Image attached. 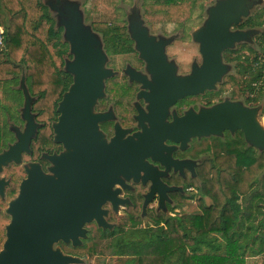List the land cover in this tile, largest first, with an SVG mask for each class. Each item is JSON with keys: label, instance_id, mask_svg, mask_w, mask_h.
<instances>
[{"label": "water", "instance_id": "95a60500", "mask_svg": "<svg viewBox=\"0 0 264 264\" xmlns=\"http://www.w3.org/2000/svg\"><path fill=\"white\" fill-rule=\"evenodd\" d=\"M236 1H220L209 11L204 28L196 35L202 64L200 70H193L190 76L176 78L173 71L165 70L162 48L155 51L137 48L142 59L147 62L155 59L162 67L156 72L161 78L150 88L151 94L141 92L138 96L150 102L149 114L139 111L137 120L141 132L125 138L127 131L117 127L116 135L109 143L98 128V123L106 117L93 111L104 95V81L111 75L105 69L106 58L98 34L93 33L91 26L89 30L83 27L78 12L68 9L64 14L59 11L64 40L72 55L65 67L73 77L72 84L58 103L59 117L53 125L54 141L61 144L64 151L50 158L53 164L50 175H44L36 168L29 170L18 195L9 203L10 222L0 250V264H82L79 258L64 255L54 245L62 242L80 247L86 238L84 227L92 222L102 230H112L113 226L106 220L108 211L102 207L110 203L117 213L118 207L125 204L126 201L117 196L120 191H113L115 185L126 188L124 181L152 180L151 194H159L158 207L164 208L163 195L175 191V188L155 185V179L161 174L145 161L152 157L166 168L181 169L183 162L172 161L169 157L172 148L165 146L166 141L186 147L194 137L239 130L250 147L264 151V130L256 122L254 111L236 103L202 109L198 113L188 112L175 118L171 124L164 122L166 109L177 99L215 87L225 72L222 52L232 48L242 39L241 36L246 39L245 33L229 31L231 25L245 15L243 8L236 11ZM141 35L146 36L145 33ZM129 73L131 80L141 81L146 87L144 78ZM23 94L25 104L21 117L25 129L19 141L0 155V168L27 151L30 139L35 137L38 125L31 114L33 103H30L26 91ZM145 122L150 128L144 125ZM164 151L168 156L163 155ZM148 200L146 198L143 211Z\"/></svg>", "mask_w": 264, "mask_h": 264}, {"label": "trees", "instance_id": "16d2710c", "mask_svg": "<svg viewBox=\"0 0 264 264\" xmlns=\"http://www.w3.org/2000/svg\"><path fill=\"white\" fill-rule=\"evenodd\" d=\"M1 1L9 19L5 24L0 17V85L15 82L23 69L32 95H38L32 111L39 112V116L49 115L67 87L58 72L63 64L58 58L65 54V48L59 36L51 32L48 11L41 0ZM106 1L92 0L91 27L95 32L103 30L109 45L122 32L109 26L114 16L102 7ZM188 1L155 0L153 8L175 19ZM256 24L253 18L245 23L249 27ZM244 50L241 45L238 52ZM259 63L261 70L251 85L257 88V81L263 77L259 87L264 88V54ZM238 81L239 77L230 78L228 88ZM54 84L58 95L49 105ZM110 91L123 106L131 96V90L125 88ZM43 122L48 129V121ZM220 147L223 154L202 161L198 182L192 186L199 192L200 214L170 217L151 212V225L140 228V203L133 202L123 216L128 228L91 232L85 246L68 248L67 253L77 252L89 261L97 258L99 264H107V257L125 259L123 264H245L247 256L264 255V151L258 155L252 147L242 148L236 140ZM203 199L211 204L204 205Z\"/></svg>", "mask_w": 264, "mask_h": 264}, {"label": "flooded vegetation", "instance_id": "af4514ba", "mask_svg": "<svg viewBox=\"0 0 264 264\" xmlns=\"http://www.w3.org/2000/svg\"><path fill=\"white\" fill-rule=\"evenodd\" d=\"M246 21L237 25L236 27H231L232 31L236 30L247 32L246 41L238 44L234 51V55H243V58H245L246 61L252 63L254 59L259 61L261 59L260 56L262 57L264 54V38L259 40L260 44L258 43L256 46H254V36H249V31L256 28L258 23L255 26L249 27L245 25ZM109 26L115 31L122 32V35H115L114 42L108 45L104 31L100 30L96 32L98 34L102 49L108 48L110 50L111 58L110 61L107 62L106 68H110L112 72L115 73L112 77L105 81L104 91L106 94L108 93L110 95L112 100H115L113 103V113L118 121L114 122L109 120L110 118L114 117V115L109 113L106 105L107 101L103 97L98 100L96 107L98 111L96 114L106 117V120L98 123V128L100 133L104 136L103 139L107 143H109L111 139L115 137L117 127L125 131L130 129V132L125 133V138L132 137L134 134L141 132V128L139 127V122L137 120L139 111L146 115L149 114L148 107H150V102L138 96L141 92L151 94L150 88L156 86V81L161 78V75L159 76V73L156 74V72L161 71L162 67L158 66L155 59L150 58L151 60H149V62L142 59L137 48L141 47L153 51L163 48L160 45V43H162L160 39L162 38L155 35L154 33H151V27L150 29L148 28L146 30L143 28L131 29L137 32V39L133 40L131 35L128 33V28L126 25L119 24L114 19V21L110 23ZM141 33H145L146 36H142ZM178 39L173 41L172 44L167 45L165 49L163 48L164 60L166 63V68L164 67V69H170L173 71L176 78H184L190 76L193 70H200L202 57L200 54V44L196 40L197 54L188 64L189 71L186 74H178V58L176 56L174 57L176 53L169 55V49L175 46L176 42H178ZM241 45L245 46V50L243 52H238V49ZM225 52H228V50ZM114 58L120 59L121 65L116 64L114 62ZM257 65H259V62ZM125 72L127 73L125 74ZM129 72H133L139 77L144 78V82L147 84L146 87H144V83L141 81L134 79L131 80ZM238 77L239 76L237 75L227 73L221 77L222 81L217 86L216 91L209 92L208 90H205L203 93L186 95L181 99H177L173 105L166 109L164 122L166 124H171L175 118L184 116L186 111L198 113L203 108L214 107L225 103L228 104V102L224 101L217 102L216 100L212 99V95H220L230 90L233 86L238 84L239 81L228 88V80L230 78L238 79ZM59 78L63 80L64 84L67 83V87L65 88L66 92L71 85L72 78L69 75L61 77L60 74ZM247 87L249 89V86ZM121 88L131 90V96L124 100V106L121 104L120 98L115 97L110 91V89L116 91L120 90ZM65 92L61 94L60 100L56 102L57 104L55 110L50 111L49 115L39 116V112L32 111L35 113V123L40 126L36 129L35 137L30 139L28 150L23 151L20 155H18L17 159L12 158L9 163L2 165L0 168V250H2L6 240L7 226L10 222V215L8 214L9 203L18 195L22 181L28 176L27 172L32 170V168H36L42 174L50 175V169L53 167L50 158L53 156H58L64 151L62 145L57 144L54 141L55 135L53 125L58 121L59 114L57 113V107ZM32 96L38 97V95ZM137 97L139 100H137V102H132V100H136ZM202 98L207 99L206 102L201 101ZM12 119L14 123H16L11 124L13 132L4 131L3 129L0 131V155L7 152L13 144L19 141V138L24 132L25 121L22 119L21 115L13 116ZM43 121H48V129L45 127L46 123ZM144 125L150 128L147 122H145ZM222 134H228V130H224ZM196 139V137L192 138L186 144V147H181V144H176L172 141L165 142L166 147L172 148V151L169 154V157L172 159V161L183 162L181 169L175 170L172 166H168L166 168L161 162L154 161L152 157L147 158L145 161V163L151 169L161 174L159 179H155V185L165 188H175V191H167L163 195L165 209L170 215L176 216L175 214H172V211L176 212L177 210L175 209V206L179 205V203L174 200V197L180 196L181 200L185 201L184 198L186 192H188L189 189H192V186L198 182L200 166L202 162L199 161L200 150L194 147V142ZM227 144L228 141L219 143L218 151L220 152L222 149V147L219 145H223V147H225ZM211 153L213 155V159L218 156L216 149H212ZM260 153L261 152H258L257 154L259 155ZM219 154H223V152ZM163 155L168 156V153L164 151ZM184 163L186 165H184ZM214 166L215 165L212 163L211 168ZM152 183L153 181L150 179L143 180L140 178L137 182H135L133 179L124 181L126 188L115 185L113 191L119 190L120 192L117 194L118 198L126 201L124 205H120L119 207L125 211L127 207L133 205V202L140 203L139 208L141 219L145 217L148 218V214L151 212L156 215H159L160 213L166 215L161 209H158L160 199L159 194L157 192L151 194L150 187ZM146 198L149 200L143 211ZM102 208L108 211V220L114 218L117 215L110 203H106ZM69 246L70 244L59 242L54 245V248H59L64 255H70L67 253Z\"/></svg>", "mask_w": 264, "mask_h": 264}, {"label": "rangeland", "instance_id": "374dc122", "mask_svg": "<svg viewBox=\"0 0 264 264\" xmlns=\"http://www.w3.org/2000/svg\"><path fill=\"white\" fill-rule=\"evenodd\" d=\"M154 1L155 0H108L102 3V7L108 13L114 16V19L117 23L127 26L128 33L131 35L133 40L137 39V32L131 29L143 28L146 30L148 28L150 29V27L151 33H154L155 35L162 38L160 39L162 41L160 45L164 49L167 45L172 44L173 41L179 38L175 46L169 49V55L176 53L174 57L176 56L178 58V74H186L189 71L188 64L197 54L196 35L204 28L205 23L209 18V11L223 0H189L185 5L184 12L175 19H168L164 13L155 11L153 8ZM236 2H238L236 11L240 12L242 10L241 8H243V10H245V15L240 16L239 22L232 24L231 27H236L247 19L253 18L254 22L258 23V26L249 31V36H254L253 44L256 46L260 42L259 40L264 38V0H237ZM41 3L47 8L49 18L48 20L52 26V34L59 36L60 44H63L65 48V54L62 55V58H58L63 62V64L58 68L59 74L61 77L69 75L73 80L72 75L66 71L65 67L66 62L72 60V55L69 52V44L64 40L65 31L64 27L60 25V16L58 13L60 11L65 14V11L68 9L78 12L80 18L82 19L83 27L89 30L94 17V14L91 10L92 0H41ZM231 27L229 28L231 33H247L245 31H232ZM93 33L95 34L96 32L94 31ZM241 38L242 39L240 41L233 44L232 48L225 49L221 54V62L225 66V72L223 75L227 73L237 75L239 76L240 81L227 92L220 95H212V99L216 100L217 102L224 101L228 103H236L244 108L253 110L256 116V122L264 130V88L259 87L263 81V77L257 81V88L254 85H251L257 71L261 70V66L260 63L257 65L259 61L253 60V62L250 63L246 61L245 58H243V55H234V51L238 44H241L246 40H244V36H241ZM227 50L228 52H225ZM103 53L106 58L105 69L111 72L110 77H112L115 73H113L110 68H106L107 62H109L111 58L110 50L105 48L103 49ZM262 57L260 56L261 59ZM114 62L118 65H121L120 59H115ZM22 70L17 75L15 82L7 83L2 86L0 85V131L3 129L4 131L13 132L11 124L16 123H14L12 118L13 116L21 115L24 109V91H26L30 103L35 102V100L38 98L37 96H32L30 82L25 75V71ZM126 73L127 72H125V74ZM221 81L222 79H220L213 89L208 91H216L217 86L221 83ZM246 85L249 86V89ZM42 88L43 84H40L39 89ZM52 90L53 92L48 99L49 105H51V102H53L58 95V89H56L55 84ZM103 98L107 101L106 105L109 113L114 115L113 103L115 100H112L110 95L108 93L106 94L105 91ZM137 100H139L138 97L136 100H132V102H137ZM206 100L207 99L202 98L201 101L206 102ZM97 103L93 109L94 113L98 112L96 108ZM188 112L186 111L185 114ZM31 114L33 117L35 116V113L32 111ZM109 120L114 122L118 121V119L115 118V115ZM39 126L40 125H38V127ZM127 132H130V129H128ZM241 133L242 132L239 130L233 132L228 131V134L225 135L221 133L220 135L197 138L194 142V147L200 150L199 161L202 162L203 160H212V149H216L218 154L222 153L224 149L222 148L219 152L218 144L226 141L236 140L241 143L242 148L250 147L249 143L245 141L244 135H242L243 133ZM254 150H256L257 153L260 152L258 149ZM199 198L200 196L198 189L194 187L186 192L184 198L185 201L181 200L180 196L174 197V200L179 203V205L175 206V209L177 210L176 212L172 210L171 211L172 214H175L176 216L167 213L165 207H158V209H161L162 212L166 214V216L170 217H182L200 214L201 211L197 206V201ZM203 202L206 206L211 204L209 199H203ZM123 216L124 210H122L121 207H118L117 215L114 218L109 220L106 218L107 222L113 226V229L109 231L119 230V228L126 229L129 227V224H124ZM148 225H151V221L147 217L142 218L140 228H144ZM84 228L86 229V238L82 240V245L80 247L86 245L91 232L93 233L102 231V229L98 228L95 222L85 225ZM71 247L72 245L70 244L68 248L71 249ZM70 256L79 258L82 261V264H99L97 258L89 261L86 256L74 251L71 252ZM124 261L125 259H118L117 257L106 258L107 264H123Z\"/></svg>", "mask_w": 264, "mask_h": 264}, {"label": "crops", "instance_id": "0c3cea01", "mask_svg": "<svg viewBox=\"0 0 264 264\" xmlns=\"http://www.w3.org/2000/svg\"><path fill=\"white\" fill-rule=\"evenodd\" d=\"M0 17L2 21L6 24L9 19V14H7V12L4 10L1 0H0ZM259 219L261 220L262 216H260ZM245 264H264V255L247 256L245 260Z\"/></svg>", "mask_w": 264, "mask_h": 264}, {"label": "built area", "instance_id": "2783aa9c", "mask_svg": "<svg viewBox=\"0 0 264 264\" xmlns=\"http://www.w3.org/2000/svg\"><path fill=\"white\" fill-rule=\"evenodd\" d=\"M1 33V30H0ZM0 46H2V38L0 37Z\"/></svg>", "mask_w": 264, "mask_h": 264}, {"label": "bare ground", "instance_id": "6f19581e", "mask_svg": "<svg viewBox=\"0 0 264 264\" xmlns=\"http://www.w3.org/2000/svg\"><path fill=\"white\" fill-rule=\"evenodd\" d=\"M60 60V59H59Z\"/></svg>", "mask_w": 264, "mask_h": 264}]
</instances>
